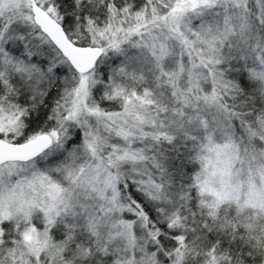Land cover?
I'll use <instances>...</instances> for the list:
<instances>
[{"label": "snow or ice", "instance_id": "obj_1", "mask_svg": "<svg viewBox=\"0 0 264 264\" xmlns=\"http://www.w3.org/2000/svg\"><path fill=\"white\" fill-rule=\"evenodd\" d=\"M0 264H264V0H0Z\"/></svg>", "mask_w": 264, "mask_h": 264}]
</instances>
